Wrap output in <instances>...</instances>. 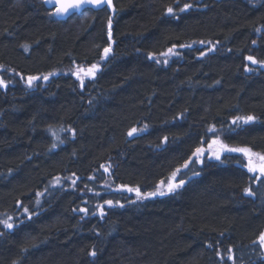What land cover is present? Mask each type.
Here are the masks:
<instances>
[{
	"label": "trees",
	"instance_id": "obj_1",
	"mask_svg": "<svg viewBox=\"0 0 264 264\" xmlns=\"http://www.w3.org/2000/svg\"><path fill=\"white\" fill-rule=\"evenodd\" d=\"M43 1L0 0V264H264V177L238 153L184 167L217 136L264 154V0H113L111 41L106 10Z\"/></svg>",
	"mask_w": 264,
	"mask_h": 264
},
{
	"label": "snow or ice",
	"instance_id": "obj_2",
	"mask_svg": "<svg viewBox=\"0 0 264 264\" xmlns=\"http://www.w3.org/2000/svg\"><path fill=\"white\" fill-rule=\"evenodd\" d=\"M46 3H50L54 6L55 11L52 13V15L54 16H67L73 13H79L81 12L82 9L85 8H95V9H111L113 12H115V7L113 5V0H45ZM192 5L191 4H185L180 11H186L187 9L191 8ZM168 14H172L174 15V11L173 8L169 7L167 9ZM108 40L111 41L112 40V19L111 17H109L108 19ZM257 31H259V29H257ZM201 43H203V41H201ZM182 47H190V45H182ZM111 52V44H109L108 47H105L103 49V53H102V58L103 59H107L109 54ZM176 53L174 52V50L172 48L168 49V52L166 53H161V55L163 56H169V55H175ZM149 58L151 57V54L149 56ZM247 59L255 64L257 63V61L249 56L247 57ZM160 61H157V63H159ZM164 63H167V60H164ZM261 66L264 67V61L260 62ZM98 70V64H92L91 66L85 68L83 66H77L74 70H72V74L80 81V85L81 87H83L84 85V79L85 77L87 78H94L96 71ZM248 70V69H246ZM49 75H54V73H50ZM49 76H44L43 79L44 80H48ZM40 79V77L38 76H29L27 77V83L28 86L31 87L32 83L36 80ZM0 87H7L6 83L0 79ZM255 119V117L248 115V116H237L232 123L234 125H239L240 123L243 124H249L250 122H253ZM51 131V129H50ZM61 131H64V129H61ZM67 131H72L71 129H67ZM140 131H143V129H141ZM209 131L214 132L215 129H209ZM137 132L136 128H132L129 132L128 135L132 136L133 134H135ZM55 135V133H53ZM52 147H56L55 144L52 145ZM205 151H208L210 153L209 155V159L215 158L216 160H220L221 159V155L224 153H239L240 155H242L244 157V159L246 160V163L241 162V166L242 167H246L247 171L249 173L253 174V178L256 180H260L261 177H264V154L262 153H258V152H254L252 150L251 147L248 146H240V147H235V146H230L229 144L223 142L222 140H220V138L217 136L214 139H212L211 143L207 144V148L201 146V147H197L195 149V151L193 152V156L196 158L197 161L202 162V157L204 156ZM192 160H188L185 161L184 163V167L187 168L188 165L190 163H192ZM105 171H107V169H105ZM180 171V169H177L176 172H174L172 174V177L170 179V181L167 183V188L166 191L167 192H174L177 188L181 187L185 182L183 179H181L179 181V183H173L172 181L175 180V177L177 175V173ZM199 173H196V175H198ZM258 174V175H257ZM57 180H59V177L56 178ZM73 184H75V181H73ZM165 182L161 181L160 185L157 186V189L152 192V193H148L147 196H156V195H164L165 194ZM124 190L128 191V192H135L136 196L138 198H147V196H144L140 189L137 188H131V187H126L124 188ZM245 194L252 196L254 195V192L249 188V189H245ZM106 203L108 204L109 207L113 206V202L111 200L106 201ZM120 207H123V205H120ZM100 209V215L103 216L104 213V209L103 206H99ZM25 211H27V209H25ZM80 211L82 212H87V209H80ZM93 215H95V212H93ZM30 218V217H29ZM11 220V217H8L7 220L4 221H0V223L4 224V227L7 229H12L13 228V224L9 223V221ZM3 233H0V235H2ZM258 242L261 248H264V233H261L259 235L258 241H254ZM211 246V245H209ZM228 252L231 253L232 249L229 248ZM95 251H93L91 253V255L95 256ZM219 255V253H217ZM228 259H232V256L229 255Z\"/></svg>",
	"mask_w": 264,
	"mask_h": 264
},
{
	"label": "water",
	"instance_id": "obj_3",
	"mask_svg": "<svg viewBox=\"0 0 264 264\" xmlns=\"http://www.w3.org/2000/svg\"><path fill=\"white\" fill-rule=\"evenodd\" d=\"M43 6L44 8L47 10V11H51L52 13L55 11V8L52 4L50 3H46L45 0L43 1ZM86 10H89V11H92V12H98V11H101L103 9H95V8H85V9H82L81 12L79 13H73V14H70V15H67V16H54L52 15L53 19L58 21V22H64L66 21L67 19H69L70 17L74 16V15H79L81 14L83 11H86ZM108 13H109V17H111L112 21L113 19L115 18V15L116 13L113 12L111 9H107L106 10ZM98 71V70H97ZM3 88V87H2Z\"/></svg>",
	"mask_w": 264,
	"mask_h": 264
},
{
	"label": "rangeland",
	"instance_id": "obj_4",
	"mask_svg": "<svg viewBox=\"0 0 264 264\" xmlns=\"http://www.w3.org/2000/svg\"><path fill=\"white\" fill-rule=\"evenodd\" d=\"M97 72V71H96ZM211 143V142H210ZM205 148H207V146H205ZM225 154V153H224ZM239 154V153H238ZM209 155H210V153L208 152V151H205V153H204V156L201 158L202 159V162H203V160H204V158H208L209 157ZM223 155V154H222ZM221 155V156H222ZM240 155V154H239ZM240 156H242V155H240ZM243 157V156H242ZM213 160L215 159V158H212ZM192 161H193V164H196V167H199L201 164H202V162H199V161H197L196 160V158L195 157H193V159H192ZM181 171H185L184 169H181L179 172H181ZM178 172V173H179ZM178 173H177V175H178ZM252 174V173H251ZM177 175H176V177H175V180L174 181H172L173 183H177L176 182V178H177ZM258 175V174H257ZM170 179L171 178H169L166 182H165V187H164V190H166V188H167V183L170 181ZM179 183V182H178ZM178 189V188H177ZM176 189V190H177ZM257 245L260 247V245H259V243L257 242ZM260 249H261V251L264 253V248H261L260 247Z\"/></svg>",
	"mask_w": 264,
	"mask_h": 264
},
{
	"label": "bare ground",
	"instance_id": "obj_5",
	"mask_svg": "<svg viewBox=\"0 0 264 264\" xmlns=\"http://www.w3.org/2000/svg\"><path fill=\"white\" fill-rule=\"evenodd\" d=\"M262 69L264 70V67H262Z\"/></svg>",
	"mask_w": 264,
	"mask_h": 264
}]
</instances>
